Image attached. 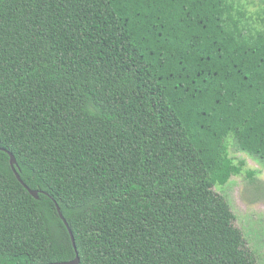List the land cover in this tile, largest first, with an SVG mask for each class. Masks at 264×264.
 Returning a JSON list of instances; mask_svg holds the SVG:
<instances>
[{"label": "trees", "instance_id": "16d2710c", "mask_svg": "<svg viewBox=\"0 0 264 264\" xmlns=\"http://www.w3.org/2000/svg\"><path fill=\"white\" fill-rule=\"evenodd\" d=\"M244 18L0 0V264H258L213 191L243 168L229 139L264 164V25Z\"/></svg>", "mask_w": 264, "mask_h": 264}, {"label": "rangeland", "instance_id": "374dc122", "mask_svg": "<svg viewBox=\"0 0 264 264\" xmlns=\"http://www.w3.org/2000/svg\"><path fill=\"white\" fill-rule=\"evenodd\" d=\"M245 13L243 25L248 31H260L264 25V0H231ZM229 157L235 165L242 163V171L232 176L225 186L213 191L228 202L234 214L235 228L245 238L246 250L258 264H264V164L239 152L232 139L228 140ZM250 173H254L250 178Z\"/></svg>", "mask_w": 264, "mask_h": 264}, {"label": "water", "instance_id": "95a60500", "mask_svg": "<svg viewBox=\"0 0 264 264\" xmlns=\"http://www.w3.org/2000/svg\"><path fill=\"white\" fill-rule=\"evenodd\" d=\"M1 151L5 152V153L8 155V157H9V164H10L11 170H12L13 174L15 175L17 181H18V182H19V183H20V184H21V185H22V186L28 191V193H29L34 199H38V193H37L36 191H31V190H30L29 188H27V187L23 184V182L21 181V179H20V177H19V174L17 173L16 168H15V167H17V164H16V160H15L14 156H13L12 154H10L9 152L5 151V150H2V149H1ZM56 209H57V212H58L60 218L62 219L63 223L65 224V226H66L67 229H68V232H69V235H70V238H71V242H72V246H73L74 249H75V243H74L73 236H72V234H71V232H70V230H69V228H68V225H67L66 221L64 220V218H63V216H62V214H61V212H60V210H59V208H58L57 205H56ZM78 263H79V258H78L77 254H76L75 258H74L72 261H69V262H66V263H58V264H78Z\"/></svg>", "mask_w": 264, "mask_h": 264}]
</instances>
